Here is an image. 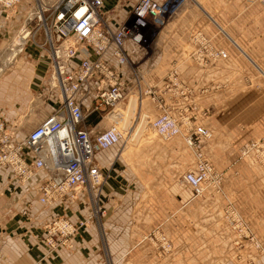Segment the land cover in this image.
<instances>
[{
    "label": "crops",
    "instance_id": "0c3cea01",
    "mask_svg": "<svg viewBox=\"0 0 264 264\" xmlns=\"http://www.w3.org/2000/svg\"><path fill=\"white\" fill-rule=\"evenodd\" d=\"M137 1L103 0L108 25L115 28L126 21ZM8 32L0 13V46ZM196 33L227 57L196 60ZM42 40L40 33L28 42L16 68L0 80V112L11 126L23 121L36 126L54 111L46 84L48 58L38 45ZM125 48L128 95L120 101L123 106L119 102L105 115L104 108L93 110L91 94L79 96L85 111L82 127L92 134L107 128L109 119L120 121L131 101L133 111L137 101L148 122L133 143L122 139L94 155L105 176L98 195L104 214L78 230L72 250L49 252L43 224L56 216L73 222L86 216L92 211L88 195L42 206L34 189L41 173L21 183L10 168L2 167L0 264H264V165L252 152L240 153L248 141L264 140V6L258 0H183L145 48L129 40ZM105 59L114 63L110 50ZM173 71L185 89L182 95L162 86ZM147 87L156 90V98H164L181 128L210 129L204 154L224 172L223 190L249 222L262 251L244 241L238 253L235 234L221 215L226 199L208 190L193 197L191 188L177 181L192 166L193 156L181 136L164 140L155 132L150 123L159 111L153 97L143 95ZM16 129L20 137L27 133ZM155 229L170 240L168 254L158 255L146 238Z\"/></svg>",
    "mask_w": 264,
    "mask_h": 264
},
{
    "label": "built area",
    "instance_id": "2783aa9c",
    "mask_svg": "<svg viewBox=\"0 0 264 264\" xmlns=\"http://www.w3.org/2000/svg\"><path fill=\"white\" fill-rule=\"evenodd\" d=\"M22 1L0 0L5 18L8 13L9 17L16 13L17 5ZM182 1L138 0L131 11V19L111 28L108 15L103 11V0H37L35 10L28 11L17 31L0 50L1 79L24 53L27 43L35 41L41 30L43 40L38 45L46 51L49 63L46 84L51 93L50 100L55 103L54 111L23 137L17 135V125L8 124L0 112V168H10L13 177L21 183L41 173L34 189L36 200L42 206H50L66 197L76 199L80 193L87 194L92 203V211L76 222L56 216L43 224L44 242L49 252L72 250L78 230L104 214L98 204V195L105 176L95 163L94 155L122 139L129 141L132 138L131 128L121 129L116 120L96 134L84 129L85 115L79 96L91 94L93 110L104 108L109 110L106 114L111 113V109L128 95L127 78L123 74L128 63L126 41L145 48L154 29L163 26ZM258 2L264 6V0ZM194 40L197 45L194 56L202 63L216 62L227 55L201 33H196ZM109 50L113 64L105 59ZM93 81H96L95 87ZM162 86L172 90V94H184L185 89L178 85L175 71L164 79ZM143 93L153 97L159 111L151 120L156 133L164 140L183 135L164 98H156V90L152 87H147ZM185 131L183 137L194 153L195 162L182 179L191 188L193 196H202L209 188L216 190L219 187L217 173L203 151L211 132L203 125ZM211 180L216 184H209ZM223 216L234 230L235 244L242 246V241H248L262 251L237 212L233 211L232 215L223 213ZM146 238L158 255L171 252L172 244L160 229H155Z\"/></svg>",
    "mask_w": 264,
    "mask_h": 264
},
{
    "label": "rangeland",
    "instance_id": "374dc122",
    "mask_svg": "<svg viewBox=\"0 0 264 264\" xmlns=\"http://www.w3.org/2000/svg\"><path fill=\"white\" fill-rule=\"evenodd\" d=\"M44 1H47V0H44ZM138 2V1H137ZM36 4H37V0H24V1H22L21 3H19L18 5H17V9H16V13H14L13 15L11 14L10 15V17H9V13H8V16L5 18V14L2 12V10H1V6H0V13H1V16H2V25H3V27L7 30V31H9L8 32V34L7 35H5V37H3V39H4V42H3V44L0 46V50L2 49V48H4L5 46H6V44H7V42L11 39V37H12V35L17 31V29L19 28V26L21 25V23H22V20L24 19V17L27 15V13H28V11H31V10H35L34 9V7H36ZM135 6V5H134ZM133 6V7H134ZM21 8H23V10L22 11H20L21 10ZM133 9V8H132ZM19 11H20V16L18 17L17 16V14L19 13ZM132 11V10H131ZM12 16V17H11ZM131 19V12L128 14V17H127V20L126 21H129ZM124 22V21H123ZM108 23H109V21H108ZM16 25V29H14V31L12 32V30H11V28L13 27V26H15ZM41 33V35H42V37H43V34H42V31L40 30V31H38V33L36 34V39L38 38V35ZM148 51V50H147ZM145 52L146 54L144 55L145 57H147V53L148 52ZM19 59V58H18ZM18 61V60H17ZM16 61V63L11 67V68H16L15 66L18 64V62ZM11 69H9L8 71H10ZM7 71V72H8ZM6 72V73H7ZM5 73V74H6ZM4 74V75H5ZM4 75H2L1 76V79H3V77H4ZM0 79V80H1ZM143 95H146V96H149V94H145V93H143ZM133 99V98H132ZM121 104H120V106H123V103H125V102H120ZM117 106V105H116ZM116 106L113 108V109H111V111L112 110H114L115 108H116ZM119 107V106H118ZM106 111H109L108 109H105V112H102V114L104 113L105 115H106ZM83 112H85V111H83ZM127 112H128V110H127ZM127 112H126V114H125V116H123V118H122V120L121 121H118L117 122V124H118V126L121 128V129H129L130 130V128H131V131L133 130L132 128L134 127V130H135V133H137V131H138V129L140 128V132L138 133V136L140 135V133L142 132V130L145 128V126H146V124L148 123L147 121H145V123H142V120H143V118H144V114L145 113H143V114H139V113H141V112H139L138 111V106H137V101H136V105H135V112H133V114H132V117L130 118V120H129V122L131 121V123H128V125L124 128V125L126 124V119H127ZM113 113V112H112ZM115 115V114H114ZM113 115V117H116L117 115H115L114 116ZM146 117V116H145ZM23 120V119H22ZM112 121V120H111ZM110 121V119H109V122L112 124V122ZM142 123V124H141ZM111 124H109L108 126H110ZM35 125L34 124H29L28 122H26V121H23V122H21V124H18L17 125V128H18V130L20 129V130H23V131H26V132H28L29 130H31L33 127H34ZM107 126V127H108ZM135 127H136V129H135ZM205 127V126H204ZM207 128V127H206ZM187 129V127H183L182 128V131H183V133L185 134L186 133V131L185 130ZM208 129V128H207ZM133 130V131H134ZM209 131H210V129H209ZM211 132V131H210ZM183 134V135H184ZM212 134V133H211ZM135 135V134H134ZM183 135H179V136H181L182 137V139H183V141H184V143L186 144V146L189 148V150L191 151V153H192V156H193V164H192V166L190 167V168H192L193 166H194V162H195V157H194V153H193V151H192V149L187 145V143H186V141L184 140V137H183ZM177 136V135H176ZM160 137V136H159ZM175 137V136H174ZM138 138V137H137ZM209 140V139H208ZM129 143H133L134 141L133 140H129L128 141ZM204 145H206L205 143H204ZM248 152H252L253 153V155L255 156V158H256V160L258 161V163H260V164H262L263 163V161H264V140H261V139H255V140H250V141H248L247 143H245L244 145H243V147L241 148V155H245L246 153H248ZM206 155V154H205ZM206 158H207V156H206ZM207 160H208V158H207ZM208 162L210 163V161L208 160ZM211 164V163H210ZM212 165V164H211ZM263 165V164H262ZM212 167H213V165H212ZM190 168H188L187 170H189ZM213 169H214V171L217 173V180H216V182H217V184H219V187L216 189V190H213V189H211V188H209L208 189V191H210V192H213V194H219V195H221L224 199H226V203L223 205V207H222V209H221V215H222V217H223V219H224V221L226 222V224L228 225V227L231 229V226L229 225V223H228V220L223 216V213H224V215L225 214H230V215H232V213H233V211H235V212H237L240 216H241V214L238 212V210L235 208V206L228 200L229 198L227 197V195H226V193H225V191L223 190V180H224V172H222V171H218V170H216L214 167H213ZM185 172H183L180 176H179V178H178V182L179 183H182V184H185L186 185V183L183 181V179H182V176H183V174H184ZM209 184H216V183H214L212 180H211V182L209 183ZM207 191V190H206ZM205 191V192H206ZM205 192H204V194H205ZM203 194V195H204ZM202 195V196H203ZM192 196H193V193H192ZM193 197H198V196H193ZM228 200V201H227ZM241 218L242 219H244L242 216H241ZM244 221L246 222V224L249 226V228H250V230H251V226H250V224H248L249 222H247L245 219H244ZM233 232H234V230L233 229H231ZM252 231V230H251ZM243 242L244 241H242V244H243ZM233 243H234V246H235V248H236V250L238 251V253H239V250H240V248L242 247V246H239V244L237 245V244H235V239H234V241H233ZM237 257L238 258H240V254H238L237 255Z\"/></svg>",
    "mask_w": 264,
    "mask_h": 264
},
{
    "label": "water",
    "instance_id": "95a60500",
    "mask_svg": "<svg viewBox=\"0 0 264 264\" xmlns=\"http://www.w3.org/2000/svg\"><path fill=\"white\" fill-rule=\"evenodd\" d=\"M132 100V99H131ZM130 100V101H131ZM133 101H131L130 103V107H129V111L127 113V119H126V124L124 125V128L128 125L130 118L132 117L133 114ZM146 121V117L144 116L142 123H145ZM141 123V124H142ZM140 132V128L138 129L137 133H135L134 137L132 138L133 141H136L137 137H138V133Z\"/></svg>",
    "mask_w": 264,
    "mask_h": 264
},
{
    "label": "bare ground",
    "instance_id": "6f19581e",
    "mask_svg": "<svg viewBox=\"0 0 264 264\" xmlns=\"http://www.w3.org/2000/svg\"><path fill=\"white\" fill-rule=\"evenodd\" d=\"M156 28H157V27H156ZM154 30H155V29H154ZM226 57H227V55H226ZM226 57H225V58H226ZM158 113H159V112H158ZM157 115H158V114H157ZM150 124H151V123H150ZM155 132H156V131H155ZM170 139H171V138H170ZM262 164L264 165V161H263V163H262ZM199 197H200V196H199Z\"/></svg>",
    "mask_w": 264,
    "mask_h": 264
}]
</instances>
